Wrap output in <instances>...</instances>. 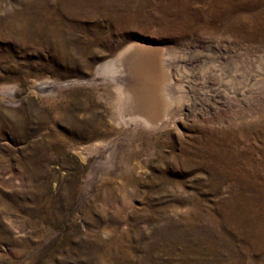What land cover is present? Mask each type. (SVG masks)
<instances>
[{"label":"rangeland","instance_id":"1","mask_svg":"<svg viewBox=\"0 0 264 264\" xmlns=\"http://www.w3.org/2000/svg\"><path fill=\"white\" fill-rule=\"evenodd\" d=\"M0 264H264V0H0Z\"/></svg>","mask_w":264,"mask_h":264},{"label":"bare ground","instance_id":"2","mask_svg":"<svg viewBox=\"0 0 264 264\" xmlns=\"http://www.w3.org/2000/svg\"><path fill=\"white\" fill-rule=\"evenodd\" d=\"M133 60H135L134 65L138 69H136L135 72H139V76H141L142 80L141 87L137 84L136 88L131 86V89V84L128 86V84L124 85V83H122L123 85H121L117 81H121L126 75V70L123 68L124 63L127 61L133 62ZM159 63L160 59L158 54L154 53L149 55L143 48H141V46L139 47L135 45L134 47L132 45L122 49L111 60H108V62L100 64L95 68L96 74L103 75L102 77L105 76L110 80H113V82L115 81L116 97L114 105H112L114 106L115 119L121 121L127 119L122 114V109L125 107L127 110L129 109L131 111H129L130 114L128 116V122L130 124L135 123L140 127L142 126L143 128L148 127L153 129H157L161 126L162 121L160 120L163 106L161 103L162 97H160V95L162 96V93L160 94V89L164 83V78L160 73ZM174 89L175 85H171L169 92L167 93L169 98L172 97ZM166 121L167 119L165 120V123Z\"/></svg>","mask_w":264,"mask_h":264},{"label":"water","instance_id":"3","mask_svg":"<svg viewBox=\"0 0 264 264\" xmlns=\"http://www.w3.org/2000/svg\"><path fill=\"white\" fill-rule=\"evenodd\" d=\"M160 73H161V75L164 74L162 69H160ZM163 97H164V98H163ZM162 98L166 100V97H165V95H164L163 93H162Z\"/></svg>","mask_w":264,"mask_h":264}]
</instances>
